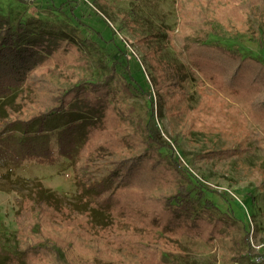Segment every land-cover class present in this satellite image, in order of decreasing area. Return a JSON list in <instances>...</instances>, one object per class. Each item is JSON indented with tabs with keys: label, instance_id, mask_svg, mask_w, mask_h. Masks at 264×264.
<instances>
[{
	"label": "trees",
	"instance_id": "16d2710c",
	"mask_svg": "<svg viewBox=\"0 0 264 264\" xmlns=\"http://www.w3.org/2000/svg\"><path fill=\"white\" fill-rule=\"evenodd\" d=\"M255 5H264V0L243 4L239 0V4L218 9L213 18L202 14L193 29H181L175 38L199 84L210 89V93L198 92L196 107L187 103L180 109L189 123L183 136L215 131L226 120L223 110L237 111L239 123L250 120L264 132V62L208 43L211 21L240 22ZM78 53L65 35L31 36L26 24L0 18V169L6 171L0 179L21 186L22 178L11 179L13 171L25 159L52 158L54 145L59 155L69 160H75L84 146L121 154L109 161L111 172L105 179L90 181L81 189L78 216L71 215L70 207L51 191L41 185L32 188L15 215L18 232L29 243L14 252L0 247V264H39L45 259H63L67 264H115L83 247L76 238L87 239L89 230H97L95 244L117 242L126 234L118 233L116 215L123 217L129 228L148 235L146 239H159L160 233L166 238L213 241L225 220L214 215L213 203L202 191L193 193L177 185L170 193L157 192L160 184H172L181 172L176 164L171 170L164 164L174 154L160 137L151 92H146L151 102L148 122L139 126L138 133L127 131L128 119L116 94L138 91L140 85L126 61L125 83L118 89H111L108 80H78L67 88L50 84L54 70L64 69ZM148 62L153 72L151 85L164 104L170 107L188 99L182 87L184 71L157 57L148 56ZM26 83L32 93L39 94L37 97H28ZM162 149L171 153L160 159L158 151ZM227 152L239 150L236 147ZM141 209L146 214L132 215ZM57 226L73 230L75 238L51 233ZM34 233L41 238H35Z\"/></svg>",
	"mask_w": 264,
	"mask_h": 264
},
{
	"label": "rangeland",
	"instance_id": "374dc122",
	"mask_svg": "<svg viewBox=\"0 0 264 264\" xmlns=\"http://www.w3.org/2000/svg\"><path fill=\"white\" fill-rule=\"evenodd\" d=\"M235 3L239 4V0H0V18L26 24L28 35H65L76 45L79 53L74 60L64 69H55L49 78L54 87L67 88L78 80H108L111 89H118L125 83L126 61L135 83L140 85L138 91L116 94L128 119L127 131L138 133L139 126L148 122L151 102L146 92H151L160 137L171 145L174 154L164 164L170 170L176 164L181 172L172 184H160L157 192L170 193L177 185L193 193L202 191L213 203L214 215L225 220L220 235L211 242L187 236L176 240L160 233L159 239L150 240L116 215L118 233L126 234L117 242L95 244L97 230H89L87 239L76 238L83 247L110 262L264 264V132L250 120L239 123L237 111L223 110L226 120L215 131L193 132L186 137L183 134L189 123L180 111L187 103L196 107L200 101L198 92L210 93V89L199 84L197 73L191 71L185 56L178 51L175 38L181 29H193L202 14L213 18L218 9ZM242 18L240 22L211 21L208 43L264 62V5L253 6ZM146 55L186 73L182 87L187 100L169 107L158 98L151 85L153 72ZM24 88L32 98L30 85L26 83ZM36 95L39 94L35 92ZM236 147L239 152L228 155L227 151ZM170 153L167 149L158 151L160 159ZM117 157L121 154L84 146L75 160H69L59 155L54 145L50 159L23 160L11 174V179H23L21 186L0 179V247L14 252L29 243L18 232L15 215L32 188L41 185L51 191L70 207L71 215L78 216L81 189L90 181L105 179L111 172L109 161ZM5 172L0 169V176ZM133 214L146 211L134 210ZM50 232L75 238L73 230L62 226L53 227ZM34 237L41 238L39 233H34ZM38 263L67 264L63 259Z\"/></svg>",
	"mask_w": 264,
	"mask_h": 264
}]
</instances>
